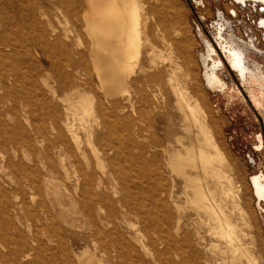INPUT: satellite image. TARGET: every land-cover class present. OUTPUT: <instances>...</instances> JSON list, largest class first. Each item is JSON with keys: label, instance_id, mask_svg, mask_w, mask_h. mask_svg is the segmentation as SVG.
I'll return each instance as SVG.
<instances>
[{"label": "bare ground", "instance_id": "bare-ground-1", "mask_svg": "<svg viewBox=\"0 0 264 264\" xmlns=\"http://www.w3.org/2000/svg\"><path fill=\"white\" fill-rule=\"evenodd\" d=\"M83 1L0 0V127L3 132L0 138V264H50L55 251L49 242L59 238L55 203L63 204L61 191L67 203L78 204L89 218L97 212V217L113 222L115 216L110 213L113 209L106 210L105 200L111 198V184L107 180H114L119 187H114L113 195L117 196L123 212L140 218L142 213H149V203L138 202L129 182L121 179L124 175L121 152L112 142V135L117 123L126 130L135 125L133 115L146 111L157 114L156 110L164 107L159 92L164 87L162 78L168 68L164 61L168 56L156 47L158 38L169 43L171 36L165 29L159 37L152 34L153 19L157 18L149 1V72L140 69L142 74L133 77L144 40L141 1L86 0L84 10ZM248 1L264 4V0H234L243 5ZM52 10L56 18L64 12L76 17L74 29L59 31ZM83 21L89 38L87 48ZM260 26L264 28V18ZM175 44L183 47L184 41L181 39ZM31 55L36 61L32 59L35 69L27 62ZM234 65L240 66L239 61H234ZM168 85L185 117H188L186 106L190 113L195 110L197 114L189 99L190 93L185 91L175 71L169 76ZM197 116H193L194 121L201 122ZM202 125H199L202 137L198 148L192 144L184 145L183 150L176 149L170 166L190 183L193 202L205 213L211 232L228 241L232 258L227 264H236L249 254L233 244L235 225L232 212L225 209L227 198L233 195L234 183L225 171L228 160ZM100 128L107 133L98 131ZM125 134L128 135L126 131ZM87 145L95 154L94 161L88 155ZM97 145L102 146H99L102 153ZM143 149L141 146L142 153ZM138 159L148 163L144 154ZM138 159L134 157L130 162H139ZM187 167L199 168L203 176L193 175ZM16 170L21 173L15 175ZM123 178L126 179L125 175ZM223 178L228 188L219 187ZM202 179L211 180L212 186L206 189ZM250 182L261 204L264 174L254 175ZM112 237L102 235L98 229L94 231L93 246L87 245L81 252V263L102 264L103 259L97 256L99 250L109 254L108 264H117L115 258L123 255L124 247L118 246ZM161 243H165V255L176 252L165 240ZM213 250L218 251V246H213ZM127 264L148 263L133 260Z\"/></svg>", "mask_w": 264, "mask_h": 264}, {"label": "rangeland", "instance_id": "rangeland-1", "mask_svg": "<svg viewBox=\"0 0 264 264\" xmlns=\"http://www.w3.org/2000/svg\"><path fill=\"white\" fill-rule=\"evenodd\" d=\"M140 1L144 40L133 77L142 74L140 69H147L149 72L150 1L157 18L153 19L152 34L157 36L165 29L171 36L167 43L162 42L158 35L156 47L158 52L162 51L168 56L164 61L168 66L162 78L164 87L159 92V100L165 105L156 110L157 114L146 111L133 115L135 125L126 130L117 123L112 142L121 152V170L123 169L126 177L123 178V175L122 181L129 182V187L136 185V188L130 187L131 192L133 191L138 202L149 203V213H142L140 218L121 210L117 196L113 195L114 187H119L118 181L116 184L114 180H107L111 184V198L105 200V208L113 209L110 212L115 216L113 222L97 217V212H94L93 219L89 218L78 204L75 206L67 203V198L61 196V191L59 196L63 197V204L55 203L59 238L49 242V246L54 247L55 251L50 264H84L81 263V252L87 245L93 246L92 236L97 229L106 237L113 236L118 246L123 245V255L115 258L117 264H127L133 260L148 264H184L186 261L190 264H227L232 258L228 241L211 232L205 213L199 211L193 202L194 192L190 183L170 166L176 149L183 150L184 145L192 144L196 146L195 149L198 148L202 137L199 125L202 124L213 143L228 160L229 167L226 166L225 171L234 183L233 195L225 202V209L232 212L231 218L235 225L236 237L232 241L250 255L242 256L236 264H264V201L258 204L250 182L254 175L264 172V32L257 23L259 18H264V12L254 10L249 5L243 8L234 0ZM85 2L86 0L83 1V10L87 8ZM52 14L59 31L74 29L76 17H70L64 12L56 18L53 10ZM222 19L226 24L222 25ZM163 23V26L159 25ZM84 26L85 21L82 33L87 48L89 38ZM219 28L224 29L223 35L222 31L219 32L220 37ZM181 39L184 44L178 48L175 41ZM223 40L232 64L234 65V61L240 63V66L234 65L241 75L240 79L225 63L226 54L223 57L219 50L221 47L224 51ZM32 59L33 55L27 58L29 65L32 63L31 68L36 67V61L34 59V63ZM172 71L178 74L185 91L190 93L189 99L197 114L194 109V113H190L186 106L188 117H185L184 110L177 106V97L168 85ZM145 89L149 92L147 87ZM197 115L201 122L194 121L193 116L198 118ZM98 131L107 133L103 128ZM2 133L0 127V138ZM99 146H102L97 145L101 152L102 148ZM141 146L144 147V153ZM211 149L216 151L215 148ZM87 152L94 161L95 154L90 146L87 147ZM113 153L115 151L111 152ZM141 154L146 156L148 163L138 159ZM134 157L140 163H131ZM107 168L109 166L104 169ZM187 170L193 175L199 173L203 176L199 168L187 167ZM16 173L20 174L21 171L16 170L15 175ZM202 184L206 189L208 185L212 186L209 179H202ZM218 185L229 187L225 178ZM139 186L143 188L139 189ZM62 211L69 214L60 213ZM162 240L172 249L176 248V252L165 255L166 247L165 243H161ZM121 241L127 244H122ZM214 244L218 246V251L213 250ZM47 253L49 252H43L44 255ZM97 256L103 259L102 264L110 263L108 253L97 250Z\"/></svg>", "mask_w": 264, "mask_h": 264}, {"label": "flooded vegetation", "instance_id": "flooded-vegetation-1", "mask_svg": "<svg viewBox=\"0 0 264 264\" xmlns=\"http://www.w3.org/2000/svg\"><path fill=\"white\" fill-rule=\"evenodd\" d=\"M247 1V0H246ZM241 7H243V8H246V7H248V5L250 6V8H252V9H254V10H259V11H262V12H264V4H262V3H260V2H252V1H248L247 2V5H243L241 2H239L238 3ZM263 17H261V18H259L258 19V27H260V23H261V19H262ZM225 21V20H224ZM226 22V21H225ZM222 23V22H221ZM222 25H224V24H222ZM261 29H262V32H264V29H263V27H260ZM220 29L221 28H219L218 29V36L220 37V35H219V32H220ZM223 31H224V29L222 30V35H223ZM221 35V36H222ZM253 39V38H252ZM254 41H255V39H254ZM224 43H225V41L223 40L222 41V47H223V49H224V51H222V48L221 47H219V50H220V52L222 53V55H223V57H224V53L226 54V56H227V58L226 57H224L225 58V63L227 64V66L229 67V69L231 70V72L236 76V77H238L239 79H240V77L239 76H241L240 75V73H239V71L237 70V68L232 64V62H231V60L229 59V57H228V54H227V51H226V49L224 48ZM227 43H229V41H227ZM256 43V42H255ZM214 65V64H213ZM217 70V69H216ZM253 159V158H252ZM261 173H263L264 174V172H261ZM259 174V173H258ZM252 181V180H251ZM255 193V192H254ZM258 201V200H257Z\"/></svg>", "mask_w": 264, "mask_h": 264}]
</instances>
